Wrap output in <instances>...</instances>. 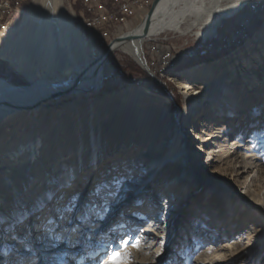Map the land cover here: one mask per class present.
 <instances>
[{
  "label": "rangeland",
  "instance_id": "1",
  "mask_svg": "<svg viewBox=\"0 0 264 264\" xmlns=\"http://www.w3.org/2000/svg\"><path fill=\"white\" fill-rule=\"evenodd\" d=\"M30 1L26 0L20 16H17L11 29L20 23L28 10ZM251 1H248L230 18L221 19L216 28L205 36H202L206 32L205 29L193 30L187 34L163 30L166 32L158 33L157 37L145 41L142 45L143 55L154 77H151L119 48L104 65L103 84L100 90L92 94H85L80 98L66 97L54 105L47 104L46 108L37 113L38 115L34 114L30 118L31 114H29L17 128H2L0 131L2 133L0 134L1 141L17 142L18 138L33 133L40 137L46 135L47 139L53 143L51 147L53 156L51 157L47 152L49 158L45 164L46 172L40 178L35 177L37 180L32 175L33 179L28 185V189H33L40 182L36 188L45 191V196L42 199L31 197V202H36V208L33 210L36 212L34 216L33 212H28L26 205H20V212L14 216L15 228L11 227L9 222L6 223L2 216L0 219L2 223H6V226L3 225L4 230L7 229L4 233L6 236H3L0 224V235H2L0 241L4 237L7 241L12 239L11 237L14 242L17 241L16 246H12L14 249H11L14 251L12 255L16 260L20 261L27 253V258L22 259L24 264L41 263L38 259L41 246L38 247L34 243L36 241L37 244L40 243L46 221L55 216L58 210L66 208L73 195L78 194V199H80L73 219L71 214V225L76 226L75 217L80 213L78 211L82 210L89 199V194L98 184L118 181L120 185H123L133 177L137 165L147 162V156H143L141 153L144 149L142 145L149 148L160 142V137L164 133V128L161 127V114L168 107V102L164 101V98L167 97L174 104V108L171 110L170 124L174 127L181 126L180 130L185 135L188 149L200 146V152L194 160L197 175L223 185L227 183L226 179H231L230 173L235 171L231 184L234 186L233 190L238 191L246 176L245 173L242 174L243 169L241 168L244 164L250 167L254 164L261 168L262 172V179L258 180L257 185L260 187L264 185V63L248 68L247 71H250V74L244 81L242 71L247 66H240L237 60L233 66L231 58V55H235L236 51L245 55L248 51L256 50L251 41L264 26V18L255 17L253 25H249L248 28L244 27L246 37L241 36L237 42L235 41L236 43H228V46L223 45L226 34L230 35V30L240 25V15L247 12ZM63 3L73 13L74 26L80 33L85 52L90 60L97 58L112 40L126 33L128 29L132 30L136 27L149 11L140 12L132 25L129 24L123 27L122 31L117 30V33H113L105 47L101 49L97 46L93 33L80 23L79 4L72 0H63ZM181 29H185V26H182ZM5 36L6 34L0 39V49ZM153 46L160 49L161 52H170L174 63L160 69L161 61L158 55L152 52ZM26 54L27 52L24 56L29 59L30 56ZM226 57L229 58L230 67L234 69L233 81L228 80L231 75L227 74L225 66L218 67L216 72L205 77L182 74L196 66L210 65ZM143 73L144 76H139ZM146 76L155 82V89L147 87ZM0 78L8 80L16 86L28 84L21 74L15 72L9 63L1 58ZM173 79H178L192 90L202 91L206 95L208 103L197 109L190 128L182 125L184 97ZM253 80L261 81V84H253ZM205 81L206 83H204ZM210 106L221 111L216 112L215 115H207ZM33 118L34 121H31ZM92 132L99 141L101 137L109 140L107 147L102 149L98 144L96 148L97 162H93L92 158L94 150L91 139ZM193 133H199L200 139H191ZM210 134L214 136L212 140H208ZM80 143L83 146L77 154L76 161L71 164V170H75V163H77V172L73 173L68 184H57L56 181L68 173L67 163L70 164L69 161L75 157L72 148ZM65 146L69 147L70 151L65 152ZM89 160L91 163L88 165ZM177 168L171 162L162 167L155 179L158 188L147 189L144 193L146 197L140 206L133 205L134 209L132 208L133 210L124 215L126 218L121 214L114 217L108 214L103 221L96 219L94 215L89 219L100 223L116 221L121 224H125V221L133 223L135 219H139L138 223H140V219L157 221L149 232L145 231L148 225L144 221L136 226L138 235H141V232L142 234L147 233L143 253L136 259L137 263L144 261L142 258L144 253L148 251L153 253L157 248H160L163 264H194L193 258L197 254L206 249L207 245L216 246L219 243L216 241L219 235L225 236L228 232L235 243L230 251L220 252L226 258V262L222 264H264V247L259 246L258 252L254 253L252 258L248 254L257 242L260 231L264 230L262 218L254 216L249 210H244L239 214L231 215V217L223 212L220 217H217L218 221H215L213 211L222 212L224 209L215 191L207 192L196 189L194 194L187 198V204L160 205L156 208V212H151L153 210L150 207L151 202H154L155 205L163 202L162 196H165L166 193L162 190V185ZM47 178H51L53 181L49 183L46 181ZM180 182L184 183L186 180H180ZM69 184H72L71 187ZM85 184L87 187L83 188ZM18 197L17 195L16 201H20ZM65 199L66 201H64ZM97 202L99 203V201ZM65 203L66 206H63ZM129 205L131 203H128ZM25 213H27V217L21 222L19 218ZM209 213L212 216L208 217ZM155 216L157 217L153 219ZM174 218L176 219L174 220ZM89 219L85 221L84 225L87 221L89 222ZM221 226L222 228H220ZM65 227L70 228L67 223ZM83 227L76 232L75 236H72V239L79 240L78 244L84 241L85 245H90L89 235L91 232H87ZM104 232L108 233V231ZM85 234H88L86 239H84ZM110 234L109 232L108 236ZM99 237L101 238V236H97L96 240L102 242ZM161 240L163 241L162 245L157 243ZM44 243L45 241L42 239V248L45 247ZM91 245H97V241L96 244ZM24 246L25 253L19 254L18 251ZM46 263L44 261V264Z\"/></svg>",
  "mask_w": 264,
  "mask_h": 264
},
{
  "label": "bare ground",
  "instance_id": "2",
  "mask_svg": "<svg viewBox=\"0 0 264 264\" xmlns=\"http://www.w3.org/2000/svg\"><path fill=\"white\" fill-rule=\"evenodd\" d=\"M248 1L250 0H162L156 7L154 21L148 27L145 35L142 33L143 25L140 22L132 29L134 30L133 37L125 40L128 37L127 34L132 31L128 29L126 33L116 39L122 41L120 49L123 52L128 54L146 72H151L143 55L142 45L145 41H148L163 30L187 34L193 30L205 29L206 32L202 35L205 36L216 28L221 19L234 15ZM253 2L254 0L250 3ZM182 26H185V29L182 30ZM242 36L246 37V33ZM263 37L264 26L251 41L256 50L248 51L245 55L236 51L235 55H231L232 65L237 60L240 66H247L242 71L244 73V81H246L248 74H250V71H247L248 68L264 63ZM235 41L237 42V39H231L229 43H236ZM226 45L228 46V44ZM26 52V55L30 56L29 59L24 56ZM248 53L250 54L248 55ZM0 58L8 62L15 72L21 74L32 88H14V85L8 80L0 78V131L5 127L9 129L17 128L20 126V123L25 121V118L29 114H31L29 115L31 118V116L46 108L47 104L54 105L61 99L70 97L65 94L60 95L66 88H74L76 91H90L92 89L96 90L100 85L101 72L99 71L98 59H88L80 33L74 26L73 13L64 6L63 0H31L28 10L23 15L20 23L6 33L0 49ZM228 59L226 57L210 65L196 66L186 72H182V74H195L199 77H205L216 72L218 67L225 66L227 74L231 75L228 80L231 81L235 75L234 69L228 63ZM173 80L184 97L182 125L190 128L197 109L208 103L206 95L202 91L192 90L178 79ZM252 83L261 84V81L253 80ZM50 94L52 96H49ZM83 95L85 94L78 93L72 96L80 98ZM164 101L168 102V107L161 114V127L164 128V133L160 137V142L154 147L149 148L144 146V144L142 145L144 149L141 153H143V156H147L148 160L143 165H137V168L134 169L133 177L121 185L122 191L120 197L113 202L109 215L114 217L117 214H121L125 217L126 213L134 209L133 205L140 206L146 197V194L144 195L146 190L158 188L157 181L155 180L158 171L162 167H165L168 162H171L172 165L178 168L177 170L174 169L162 185V190L166 193L165 196H162L163 202L159 205L151 202L150 207L153 208L151 212H156V208L160 207V205L170 206L176 204L178 206L182 203L187 204V198L193 195L196 189H200L207 192L215 191L220 203L223 204L224 209L222 212L213 211L215 221H218L217 217H220L223 212L227 213L228 217H231L233 214L249 210L254 216L261 217L264 222V185H261V187L257 185L258 180L262 179L261 168L254 166V164V167L244 164L241 169H243L242 174L245 173L246 176L242 187L238 191L233 190L234 186L231 184L236 173L235 171L230 173L231 179H226L227 183L223 185L218 184V182L214 183L204 176L197 175L194 160L200 152V146L188 149L185 135L180 130L181 126L174 127L170 124L172 118L171 110L174 108L173 101L169 97L164 98ZM218 111L220 112L221 110L210 106L207 115H215ZM31 121H34V118ZM209 136L208 140L214 138L213 134ZM91 137L94 148L92 158L93 162H97L96 148L98 144H100V148L102 149L107 147L109 140L101 137L99 141L93 132ZM191 139L199 140L200 134L193 133ZM52 144L46 135L40 137L33 133L29 136L26 135L18 138L17 142L9 140L1 141L0 139V219L2 216V219L6 223L9 222L13 228H15L14 216L20 212V205H26L28 212H33L34 216L36 212L33 210L36 208V202H31V197L42 199L45 196L44 189L40 191L36 188L40 182L33 189H28V185L33 176L37 180L35 177L40 178L46 172L45 164L48 161L47 159L49 155L53 156L51 153ZM81 146L83 145L80 143L72 148L75 157L69 161L70 164L66 162L68 173H65L60 180L56 181L57 184H68L73 173L77 172V163H75V170H71V164L76 161ZM67 151H70L69 147L65 146V152ZM90 161H88L89 163L87 162L88 165L91 163ZM251 177L252 179H250ZM51 178H47L46 181L52 182ZM180 180H186L185 184L181 183ZM86 184L83 188L87 187ZM71 185L69 184L70 187ZM17 195L20 201H16ZM79 201L80 199H78V206ZM128 203H131V205L128 206ZM63 206H66V203ZM60 210L62 211V209ZM75 211L72 213V219L74 218ZM157 214L159 213L157 212ZM209 216H212V214L209 213ZM130 219L132 220V218ZM138 220L135 219L133 223L125 221V224H121L116 221H104L100 223L94 219H89V222H86L83 229L91 232L89 235L90 245L79 246L80 244H76L74 248H68L63 242L56 248H47L49 241L45 234H43V231L40 243L37 244V241L34 243L38 247L41 246L39 249L40 254L38 255L40 264H44V261L47 262L46 264H53V256H61L64 252H68L69 255L63 258L70 264H77L78 261H82V264H97V260L103 256L102 249L108 241L115 240L119 242L120 238L131 239V236H134L139 242V250L129 247V251L132 254L131 264H163L162 256L156 255L157 251L161 252L160 248H157L153 253L149 251L144 253L142 256L144 261L140 263L136 262L138 256L143 253L144 241L147 236V233L142 234V232L141 235H138L136 226L144 221L148 225L145 231L149 232L157 222L151 219H140V223H138ZM5 222L2 223V220H0L3 236L5 235V231H7V229L4 230V226H6ZM65 225L66 223L63 227ZM68 225L69 227H73V224ZM103 230L111 234L113 233L112 236L111 234L108 236V233H105ZM59 231L60 229L58 228L57 232ZM129 233H131V236L128 235ZM76 234L73 233L72 236ZM87 235L85 234L84 239H86ZM97 236H101L99 239L103 240V244L100 242L102 245H91L96 244L95 242L98 241L96 240ZM5 238H2L3 240L0 241V264H24L22 259L27 258V253L20 261L16 260L12 255L14 251L11 249H14L12 246H16L17 241L14 242L13 237L8 241ZM42 239L45 241V247L43 248L41 244ZM257 239L252 250L248 252L251 258L254 253L258 252L259 246L264 247V230L260 231ZM216 241H219L216 246L207 245L206 249L197 254L193 258V263L222 264L226 262V258L220 252L223 253L226 250L227 252L231 250L234 245L233 243H235L233 242V237H230L227 232L225 236L219 235ZM16 250L18 251V248ZM24 251H26L25 246L18 253L20 254ZM46 255L49 256L46 258ZM72 257H75V259ZM29 259L31 258L29 257Z\"/></svg>",
  "mask_w": 264,
  "mask_h": 264
},
{
  "label": "built area",
  "instance_id": "3",
  "mask_svg": "<svg viewBox=\"0 0 264 264\" xmlns=\"http://www.w3.org/2000/svg\"><path fill=\"white\" fill-rule=\"evenodd\" d=\"M80 6V23L93 33L99 48H104L109 37L117 30L135 22L138 14L149 10L154 0H72ZM26 0H0V39L11 29L17 16H20ZM245 14L240 15V25L230 30V36L224 38L223 45L231 39H240L244 27L253 25L255 17L264 18V0H256L247 7ZM226 39V42H225ZM152 52L160 59V69L174 63L171 53L153 46ZM161 74V70L159 71Z\"/></svg>",
  "mask_w": 264,
  "mask_h": 264
},
{
  "label": "snow or ice",
  "instance_id": "4",
  "mask_svg": "<svg viewBox=\"0 0 264 264\" xmlns=\"http://www.w3.org/2000/svg\"><path fill=\"white\" fill-rule=\"evenodd\" d=\"M121 191L122 187L118 181L98 184L89 194L88 201L76 216L77 225L66 228L63 227L64 223L71 224V214L78 207V194L73 195L69 199L66 208L62 211L58 210L55 216L46 221L44 234L49 241L47 248H56L61 242L65 243L68 248L78 244L79 240L74 241L72 234L80 231L85 221L91 218L92 215L100 221L105 220L109 214L111 204L118 200ZM26 217L27 213L22 214L19 219L22 222ZM58 228L61 230L60 232H57ZM128 235L131 236V233ZM157 243L162 245L163 241H157ZM129 247L139 250V242L134 236H131V239L122 237L119 242L115 240L108 241L102 249L103 256L97 261V264H131L132 254ZM68 255V252H64L61 256L54 255L52 258L53 264H68L63 258ZM156 255L160 256L161 252L157 251ZM72 258L75 259V257ZM77 264H82V261H78Z\"/></svg>",
  "mask_w": 264,
  "mask_h": 264
},
{
  "label": "water",
  "instance_id": "5",
  "mask_svg": "<svg viewBox=\"0 0 264 264\" xmlns=\"http://www.w3.org/2000/svg\"><path fill=\"white\" fill-rule=\"evenodd\" d=\"M162 0H154L149 11L146 13V15L143 17L142 21H141V24L143 25V35L146 34V31L148 29V27L153 23L154 21V13H155V10H156V7L158 6V4L161 2ZM246 3L243 4V6L245 5ZM233 16V15H231ZM230 16V17H231ZM230 17H227V18H224V19H228ZM166 31H163L161 33H164ZM160 34V33H159ZM159 34L157 35H154V38L157 37ZM128 37L125 39V40H128L129 38L133 37L134 36V30L130 31L128 34ZM122 45V41L120 39H114L112 40L107 46L106 48L104 49V51L97 57L98 59V65H99V71L101 72V77H100V85L99 87L96 89V90H90V91H87V90H74V88H66L65 90H63V92L60 93L61 94H65V95H68V96H72V95H77L78 93L79 94H87V93H93L94 91L97 92L98 90L101 89L102 87V84H103V74H104V65L106 64V62L108 61V59L116 52L119 50L120 46ZM92 64V63H90ZM103 71V72H102ZM148 74L151 76V77H154L153 73L151 72H148ZM25 87H29L31 88V86L29 85V83L27 85H22V86H16L14 85V88H25ZM32 89V88H31ZM33 91V90H32ZM43 91H46V90H43ZM49 96H52V94H50Z\"/></svg>",
  "mask_w": 264,
  "mask_h": 264
},
{
  "label": "trees",
  "instance_id": "6",
  "mask_svg": "<svg viewBox=\"0 0 264 264\" xmlns=\"http://www.w3.org/2000/svg\"><path fill=\"white\" fill-rule=\"evenodd\" d=\"M139 76H144V73L143 74H140ZM146 80L148 81V84L146 83L147 87L150 88V89H155V87H156L155 82L150 77H148V76H146L145 81ZM177 102L179 103V101H177Z\"/></svg>",
  "mask_w": 264,
  "mask_h": 264
}]
</instances>
